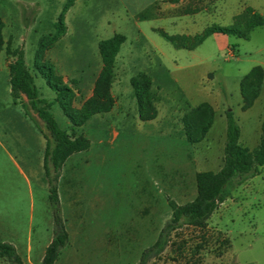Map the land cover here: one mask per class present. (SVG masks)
Returning <instances> with one entry per match:
<instances>
[{"label":"rangeland","instance_id":"rangeland-1","mask_svg":"<svg viewBox=\"0 0 264 264\" xmlns=\"http://www.w3.org/2000/svg\"><path fill=\"white\" fill-rule=\"evenodd\" d=\"M66 2L0 0V239L15 244L26 263L41 264L54 232L46 139L22 99L11 94L14 56L8 48H22L40 96L53 102L60 126L91 140L88 150L67 160L57 181L70 238L55 264H136L172 217L170 200H192L197 173L217 171L223 164L228 110L241 126L240 142L258 146L264 85L254 105L244 110L240 84L253 67H264V26L253 29L248 39L209 36L192 50L177 48L160 32L149 31L153 43L136 42L128 32L113 67L112 108L85 116L80 111L94 95L104 66V39H98L107 33L96 23L102 17L83 9L78 19L86 24L76 23L75 31L70 27L57 39ZM221 5L200 15V30L231 26L249 6L264 17V0H224ZM238 21L244 29L245 19ZM166 28L171 34L177 30ZM50 64L75 93L70 114L43 74ZM141 75L150 79L147 111L152 105L156 113L150 120L141 118L132 84ZM0 264L11 263L0 257ZM149 264H264V165L233 190L205 228L183 225L173 231L164 252Z\"/></svg>","mask_w":264,"mask_h":264},{"label":"trees","instance_id":"trees-1","mask_svg":"<svg viewBox=\"0 0 264 264\" xmlns=\"http://www.w3.org/2000/svg\"><path fill=\"white\" fill-rule=\"evenodd\" d=\"M75 1L67 0L60 14L56 24L58 30L57 39L64 36L67 32L66 13L75 4ZM239 18L245 19L244 29H241ZM259 26H264V17L249 6L236 18V23L231 26L213 24L193 37L169 35L165 32L162 34L176 47H196L212 34L235 35L248 39L249 33ZM125 40V35L117 33L100 42V53L104 66L96 81L94 95L80 111L83 115L89 116L93 113L109 111L112 108L113 101L110 88L113 67L115 58ZM185 42L191 43L189 45L181 44ZM2 43L3 37L0 22V49L2 48ZM8 52L14 56L13 61L9 64L11 94L15 100L22 99V104L27 114L35 121L46 139L44 169L50 191L49 199L53 210L54 232L51 242L45 249L41 264H55L70 238L62 215L57 181L67 160L76 153L88 150L91 146V140L83 134L74 136L60 126L51 111L53 102L40 96L35 78L26 64L24 50L16 48L11 51L8 48ZM43 74L48 84L57 94L56 101L70 114L69 109L75 95L73 89L64 83L60 75H57L54 65L50 64L44 67ZM132 84L136 90L141 118L143 120L155 118L156 113L152 105V112L148 113L147 111L149 107L146 99L150 97V79L146 75H141L134 78ZM263 84L264 67L261 65L253 67L242 78L240 86L244 110L254 105L262 91ZM25 98L28 99L27 102ZM33 112L37 113L44 126L33 115ZM70 116L76 119L75 115ZM226 118L227 130L223 164L217 171L205 170L197 173V194L192 200L184 204L170 200L172 217L166 222L156 241L142 252L136 264H149L153 258L160 256L168 246L172 232L183 225L205 228L212 214L232 195L233 190L260 172V166L264 165V120L261 124V136L258 146L249 148L240 142L242 130L233 110L230 109L226 112ZM0 257L11 264H28L18 252L15 244L7 240L0 239Z\"/></svg>","mask_w":264,"mask_h":264},{"label":"crops","instance_id":"crops-1","mask_svg":"<svg viewBox=\"0 0 264 264\" xmlns=\"http://www.w3.org/2000/svg\"><path fill=\"white\" fill-rule=\"evenodd\" d=\"M199 1H204L205 4L203 6H198ZM223 1L224 0H192L190 2L189 0H76L75 4L66 13V25L68 30H70L71 27L75 31L76 29H74V27H76V23H78L80 27L86 24L84 19H78V14L81 13L83 9H87L90 11L94 10L95 12H93V15L102 17V19L97 20L96 23L98 29L107 33V36L100 37L98 43L100 40L110 38L117 33L125 35L126 40L124 43H126L129 40L128 32L134 33L132 35L134 41H144V43H153L154 41L149 31L153 33L160 32L162 34L165 32L169 35L193 37L203 32L208 27L206 26L200 30V15L204 13L210 14L214 9H219ZM240 12L241 11L237 12L235 15ZM167 25H173V27L177 29L176 32L174 34L168 32L166 28ZM216 35L217 34H212L210 36ZM198 46L177 48L192 50ZM170 72L173 74L172 71ZM174 79L177 83L180 82L175 76ZM185 91L186 90L183 92L185 93ZM203 102L204 101L196 104L192 103V105L196 106Z\"/></svg>","mask_w":264,"mask_h":264}]
</instances>
